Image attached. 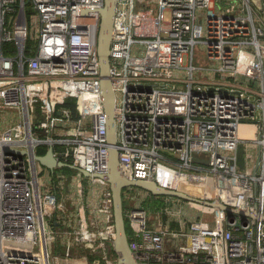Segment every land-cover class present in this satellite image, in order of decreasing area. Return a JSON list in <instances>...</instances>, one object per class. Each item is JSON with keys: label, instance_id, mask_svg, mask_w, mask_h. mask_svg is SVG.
<instances>
[{"label": "built area", "instance_id": "built-area-1", "mask_svg": "<svg viewBox=\"0 0 264 264\" xmlns=\"http://www.w3.org/2000/svg\"><path fill=\"white\" fill-rule=\"evenodd\" d=\"M103 4L0 0V111L16 112L0 119V264H119L109 180L57 167L47 183L36 157L53 145L59 159L109 169ZM111 75L122 174L245 211L185 199L203 208L190 216L184 198L164 195L165 219L153 220L150 192L127 187L140 264H264V1L118 0Z\"/></svg>", "mask_w": 264, "mask_h": 264}, {"label": "water", "instance_id": "water-1", "mask_svg": "<svg viewBox=\"0 0 264 264\" xmlns=\"http://www.w3.org/2000/svg\"><path fill=\"white\" fill-rule=\"evenodd\" d=\"M29 1V0H27ZM264 1V0H263ZM118 0H104L103 6L99 9L101 14L100 28L98 34V55L101 67V88L104 101V107L107 113L108 124V141L109 147V169L106 173H92L87 169L80 168L72 163L59 159L54 154V146L49 145L45 153H37L36 157L39 159L43 166L55 170L57 167H72L80 170L86 176H100L108 179L111 185L114 205V216L117 236L113 242V247L119 257V264H140L134 251L130 245L128 223L125 216V198L124 190L130 186L141 187L148 190L154 195H169L176 196L189 200H196L204 202L209 205L216 206L228 212L230 216L232 211L237 213H245L243 210L234 209L222 202H214L210 200H200L196 197L190 196L180 190H174L161 185L155 180L144 179H130L122 174L120 169V149L118 146L117 124H116V92L113 85L111 75V45L114 36L115 17L117 12ZM86 12V8L84 11ZM6 151H13L16 153L24 154L25 149L7 148ZM241 158L243 157V148L240 147L238 151ZM197 161L209 163V158L194 157Z\"/></svg>", "mask_w": 264, "mask_h": 264}, {"label": "rangeland", "instance_id": "rangeland-1", "mask_svg": "<svg viewBox=\"0 0 264 264\" xmlns=\"http://www.w3.org/2000/svg\"><path fill=\"white\" fill-rule=\"evenodd\" d=\"M29 8H31V4H29ZM33 21H34V18L32 16L30 18H28L29 26H30L31 29L34 28ZM36 29H39V27H36ZM199 58L202 59V55L201 54H200ZM15 115H16V112H14V111H8V112L7 111H0V119L3 118V121H6L7 119H12V116H15ZM249 126H250L249 124H242L241 128H242V135L243 136L249 137L251 135V133H246V129ZM68 167L69 166L58 167L57 171L65 172V174L67 176H69L70 178L75 176V175H77V174H81V172L79 170H77L75 168H72V167L71 168L69 167V169H68ZM50 171H51L50 168L44 166V171L42 172V175L44 176V179H46L47 183H52V181H50V179H48V173ZM149 195L151 196V194H149ZM152 200H153L152 196L150 198H148V203H149L148 207L150 209V213H151L152 219H153L159 212H161V210H160L161 208H155L156 206L154 205V201H152ZM182 203H184L186 206L188 205L186 207V209H184V211H185V213L187 215L195 216V215H198V214H203V212L201 211V210H203L201 205L196 204L194 202L189 203L185 199L182 200ZM156 217L153 220H155ZM161 217L165 219V213L161 212ZM55 245H56V243H55ZM95 256L96 255L94 254V258L93 259L90 258L89 260H91V261L96 260ZM60 264H75V263L74 262H67V261L62 260L60 262Z\"/></svg>", "mask_w": 264, "mask_h": 264}, {"label": "trees", "instance_id": "trees-1", "mask_svg": "<svg viewBox=\"0 0 264 264\" xmlns=\"http://www.w3.org/2000/svg\"><path fill=\"white\" fill-rule=\"evenodd\" d=\"M27 9H28L27 12L29 14L31 12V10L29 8V4L27 5ZM33 44H34V42H33L32 38L29 37L27 40V52L28 53H32V50L30 48H32ZM6 46H9V44H7ZM65 104L69 105L72 108L74 115L77 116L78 112H77L75 100L73 98H69V99H67ZM46 151H47V145H40L39 146V148H38L39 153H45ZM68 169H69V167H68ZM150 194L153 197L152 201H154V205L156 206L155 208H160L164 203V195H154L151 192H150ZM147 204H148V202H147ZM174 224H177V223H174ZM128 230H130L129 225H128ZM90 257L94 258L93 255H91Z\"/></svg>", "mask_w": 264, "mask_h": 264}, {"label": "crops", "instance_id": "crops-1", "mask_svg": "<svg viewBox=\"0 0 264 264\" xmlns=\"http://www.w3.org/2000/svg\"><path fill=\"white\" fill-rule=\"evenodd\" d=\"M68 209H69V211L74 210V203H73V199L72 198L68 199Z\"/></svg>", "mask_w": 264, "mask_h": 264}, {"label": "bare ground", "instance_id": "bare-ground-1", "mask_svg": "<svg viewBox=\"0 0 264 264\" xmlns=\"http://www.w3.org/2000/svg\"><path fill=\"white\" fill-rule=\"evenodd\" d=\"M181 184H180V187L181 188H184L185 187V185H184V182H180ZM192 189V191L194 192V193H199V189L198 188H191Z\"/></svg>", "mask_w": 264, "mask_h": 264}]
</instances>
